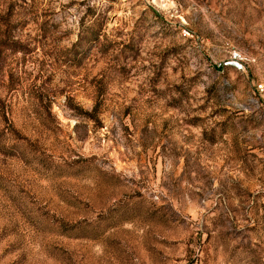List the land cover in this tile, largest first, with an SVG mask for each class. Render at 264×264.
Segmentation results:
<instances>
[{"label": "rangeland", "instance_id": "374dc122", "mask_svg": "<svg viewBox=\"0 0 264 264\" xmlns=\"http://www.w3.org/2000/svg\"><path fill=\"white\" fill-rule=\"evenodd\" d=\"M0 264H264V0H0Z\"/></svg>", "mask_w": 264, "mask_h": 264}, {"label": "built area", "instance_id": "2783aa9c", "mask_svg": "<svg viewBox=\"0 0 264 264\" xmlns=\"http://www.w3.org/2000/svg\"><path fill=\"white\" fill-rule=\"evenodd\" d=\"M242 56L239 53H236L233 58V65L238 66L237 64H241Z\"/></svg>", "mask_w": 264, "mask_h": 264}]
</instances>
